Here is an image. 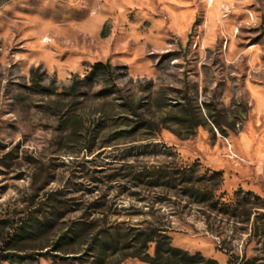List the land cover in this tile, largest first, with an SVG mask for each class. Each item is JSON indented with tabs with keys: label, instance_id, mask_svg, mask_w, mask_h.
<instances>
[{
	"label": "rangeland",
	"instance_id": "374dc122",
	"mask_svg": "<svg viewBox=\"0 0 264 264\" xmlns=\"http://www.w3.org/2000/svg\"><path fill=\"white\" fill-rule=\"evenodd\" d=\"M96 63L112 71L89 79ZM158 168L264 199V0H0V251L31 257L2 264H91L96 238L153 228L264 264V210L232 219L137 179Z\"/></svg>",
	"mask_w": 264,
	"mask_h": 264
},
{
	"label": "trees",
	"instance_id": "16d2710c",
	"mask_svg": "<svg viewBox=\"0 0 264 264\" xmlns=\"http://www.w3.org/2000/svg\"><path fill=\"white\" fill-rule=\"evenodd\" d=\"M112 68V65L109 63H96L92 65L88 78L92 79L97 77L100 73L109 74ZM74 87L72 85L71 90ZM105 91L111 92L112 90L107 88ZM200 125L198 123L194 128ZM188 133V136H190L194 132ZM223 133L226 135L224 130ZM194 175L195 173L188 169L174 168L172 170H164L158 168L157 170L140 172L137 179L139 181L146 179L152 185H164L175 189L179 187L185 196L190 197L199 204L207 205L214 213L220 216H228L232 219L242 217L245 222H249L252 212L264 210L263 198L253 192H245L241 188L236 190L232 197L227 200L224 196L225 193L218 195L217 185H221L224 182L222 172L214 171L210 173L209 179L207 180L205 179V174L199 178L200 180H197ZM29 221L30 223H25L21 227L22 234H18L12 240L6 241V245L17 242L19 238L23 239L27 236L34 235L36 229L39 231L34 220ZM48 223L50 224V222ZM48 223H44L43 225H48ZM80 225V228L77 230L73 229L70 235H65L64 237L71 239L88 230L84 224ZM95 242L97 243V247L95 248L97 255L94 256L91 264H123L129 258L139 259L145 264H219L215 259L206 258L201 253L190 254L187 250L174 247L172 245V238L161 229L153 228L139 231L131 239V244H125L122 247L118 245L115 238H110L108 235L96 238ZM60 245V243L57 244V247H60ZM152 245L155 247L153 255L149 253ZM126 249H131L132 252L119 256V253ZM5 251V249L0 251V264L4 262H22L31 258L30 256H16ZM244 264H254V262L246 261Z\"/></svg>",
	"mask_w": 264,
	"mask_h": 264
}]
</instances>
